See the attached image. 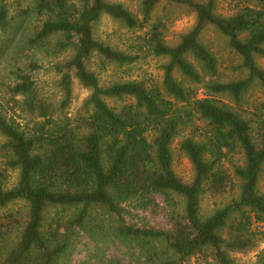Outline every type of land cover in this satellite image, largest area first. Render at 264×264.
I'll list each match as a JSON object with an SVG mask.
<instances>
[{"label": "trees", "instance_id": "obj_1", "mask_svg": "<svg viewBox=\"0 0 264 264\" xmlns=\"http://www.w3.org/2000/svg\"><path fill=\"white\" fill-rule=\"evenodd\" d=\"M161 2L194 18L172 43L165 21L153 18ZM216 6L217 0H140L133 12L110 0H0V33H18L30 18L34 25L21 44L53 60L15 65L0 80V264H70L84 235L121 243L134 264H237L233 254L258 247L264 101L250 102L248 94L255 85L264 90L257 63L264 59V0H238L230 14ZM102 17L140 32L127 50L98 37ZM208 28L239 57L242 77L219 78L217 58L202 40ZM148 57L163 60L160 83H101L108 65ZM39 72L52 74L51 93L38 84ZM74 81L88 95L70 117ZM178 139L188 181L173 170ZM237 153L242 164L230 175L223 163ZM234 188L229 201L202 210L205 196ZM145 211L164 212L167 227L130 220ZM254 264H264V250Z\"/></svg>", "mask_w": 264, "mask_h": 264}, {"label": "rangeland", "instance_id": "obj_2", "mask_svg": "<svg viewBox=\"0 0 264 264\" xmlns=\"http://www.w3.org/2000/svg\"><path fill=\"white\" fill-rule=\"evenodd\" d=\"M13 3L14 0H7ZM119 2L125 5L133 12L137 11L140 0H110ZM238 0H217L216 10L221 14H230L235 8ZM153 18H161L165 21L167 30L165 38L168 43H172L177 39V36L185 32L192 25L194 18L193 15L188 14L182 8L173 5H167L161 2L153 12ZM30 18L24 19L18 27V33H12L11 36L5 37L0 33V80L11 70L15 65L24 66L27 61L31 59H40L42 66L46 67L51 60L50 58H43L41 52L32 54L21 41L26 39V35L33 27V20ZM96 33L100 39L109 43L111 46L127 50L132 44V41L140 33L133 32L122 26L119 22L114 21L108 17H102L97 25ZM202 40L207 44L211 51L215 54L218 61V75L221 80H228L236 77H242L243 72L236 70L235 67L240 63L239 57L233 53L226 45L224 38L215 32L213 29L208 28L202 35ZM162 59L148 57L146 59L140 58L137 62L130 66H116L108 65L104 72L99 74L101 83L108 85L115 80H143L147 83H160L162 71L160 69ZM260 66H264V59H257ZM52 74L39 72L37 79L40 87L44 92L51 93L52 91ZM88 92L79 87L76 81L73 83V99L67 110L70 117H75L78 112H81V104ZM203 95V91L199 90V96ZM248 100L251 101H264V90L255 85L248 94ZM188 132H186L187 134ZM173 144V170L183 180L188 181L191 177V169L185 157L181 156L177 151V142ZM4 143L5 138L0 135V167L4 160ZM242 164V157L239 153L230 155L224 161L223 166L227 172L232 175L233 167ZM16 180V173L10 172V182L14 183ZM259 190L264 192V176L259 182ZM236 188L228 191L222 197L212 198L205 196L201 201V207L204 212H209L213 208L218 207L229 201L235 196ZM163 206L162 200H159ZM132 222L147 227L165 228L167 227V217L162 211L153 213L152 211L133 213ZM255 229L263 233L262 241L258 247L247 254H233V258L237 264H254L256 255L259 251L264 250V224L254 226ZM130 251V250H129ZM129 251H125L124 245L121 243H112L101 238L89 240L86 235L80 238L76 250L71 256L70 264H111L106 261L103 263L97 262L101 259L110 260L115 257V264H134V261L129 259ZM100 258V259H99Z\"/></svg>", "mask_w": 264, "mask_h": 264}]
</instances>
